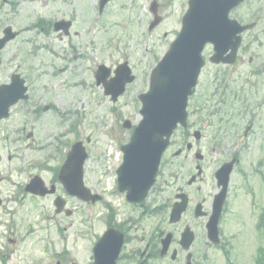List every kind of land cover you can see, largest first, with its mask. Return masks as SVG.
Listing matches in <instances>:
<instances>
[{"label":"rangeland","instance_id":"obj_1","mask_svg":"<svg viewBox=\"0 0 264 264\" xmlns=\"http://www.w3.org/2000/svg\"><path fill=\"white\" fill-rule=\"evenodd\" d=\"M7 1L10 0H0V27L10 24L21 29L39 17L55 20L71 16L74 20L72 31H77V35L68 39L62 33L53 32L51 29L42 31L38 27H30L1 53L4 61L11 55L15 56L14 66L22 60L26 62L29 72L57 71L63 66L66 67L65 71L58 72L55 80L45 79L44 83L51 88L48 93L43 92L42 83L34 85L35 96H42L44 101L52 100L62 114L61 119L44 117L35 124L34 148L27 150V141H15L17 131L21 128L18 124L22 116L14 114L0 123V177L4 178L0 182V197L8 199L0 208V264H54L55 222L59 218L52 216V203L47 199L34 204L28 200L18 202V198L12 195L13 186L25 182L27 173H34L37 169L32 167L24 173V166L28 161L37 160L39 164L43 162L48 167L53 165L58 145L56 138L66 130L69 135L62 140L67 141V148L71 142L79 140L89 152L84 181L87 185L93 181L102 161L97 159L98 155L101 151L112 149L113 135H126L129 132L122 126V120L128 119L134 124L140 119L139 102L136 98L138 88L147 85L145 74L148 66L152 68L159 61L179 31V20L187 9V0H155L162 21L152 31H147V26L152 20L149 5L153 0H112L95 23L93 20L89 22V19L95 17L94 10L97 11L98 0H15L17 8L14 13H11ZM263 2L264 0H254L246 3L231 17L247 23L251 19L250 9L262 6ZM261 28L259 26L254 31L242 34L237 55L239 60L233 65L213 64L209 61L213 54L212 46L208 44L203 50L204 65L195 95L190 98V107L195 102H207L214 105L219 103L223 108L221 115L206 116L202 120L205 121V127L202 126L203 122L197 125V129L202 131L195 152L204 154V173L200 185L206 190L212 185L211 173L224 161L220 156L224 151L222 145H228L231 151L237 150L240 157L238 168L230 176V187L234 189L241 184L246 185L248 181L252 182L251 171H256L264 160V75H255L252 72L255 67L264 64V31ZM255 34L256 41L253 42ZM249 57L254 58L252 65L248 64ZM123 60L129 61L138 78L119 102L112 104L102 94V89L91 83L92 74L100 63L113 68ZM4 70L5 66L0 67V71ZM225 85L227 91L224 101L218 94L212 95L216 87L223 88ZM235 110H238L239 115H233ZM240 111L244 112L242 116ZM70 126L74 127L75 132L68 133ZM247 126L249 129L244 135ZM216 135L220 139V150L212 152ZM65 148L66 146H61V149ZM178 160L176 165H183L182 174L185 177L196 173L194 164L198 161L195 160L193 152L183 154ZM103 164L105 167L108 165L104 162ZM176 165L169 169L175 170L176 174L179 171L180 174L182 171ZM37 167L38 170L41 169L40 166ZM44 177L48 180L49 173H44ZM253 184L257 186L255 182ZM67 205L74 208V217L61 220V224L76 220L75 226L69 229L72 231L87 227L82 222L87 213L96 219V215L103 211L101 206H96L87 212L83 205L76 204L72 198L67 199ZM262 206L264 198L259 206L251 208L247 196L231 195L224 230L232 238L229 239V244L233 246L229 257L232 263L253 264L249 253L255 254L257 247L264 246V240L259 239L253 230ZM235 210L240 211L239 219L234 215ZM42 211L46 213L45 220L40 217L37 219ZM7 218L16 220V227L13 226L11 232L4 225ZM20 220L27 221L33 229L26 239L18 242L17 238L27 230L21 229L18 224ZM97 224H94L95 229L101 227L100 223ZM259 232L262 233L261 230ZM71 238L75 240L74 259L83 262L85 256H82L83 259L79 256L86 251L87 236ZM9 239H14L15 242ZM215 254L216 258L211 264H224L221 256L217 252Z\"/></svg>","mask_w":264,"mask_h":264},{"label":"flooded vegetation","instance_id":"obj_2","mask_svg":"<svg viewBox=\"0 0 264 264\" xmlns=\"http://www.w3.org/2000/svg\"><path fill=\"white\" fill-rule=\"evenodd\" d=\"M248 2L251 0H247ZM7 4L12 9L14 3L13 1H7ZM251 21H250V30L254 31L260 26L264 30V6L261 12L255 11L251 8ZM63 19V18H61ZM58 20V19H55ZM51 18L39 17L36 19L35 24H30L25 27L26 30H29L30 27H38L40 30L44 31L45 29L53 30V22L55 21ZM66 20V19H65ZM70 24L66 32L56 31L62 33L68 39H71L72 35H77V31H72L73 29V20L69 19ZM25 30H19V36L24 33ZM264 35V33H263ZM256 34L253 36L254 40L256 39ZM16 39L8 41L6 45L0 49V67L5 66L6 70L0 71V86L4 84H10L14 76H18L19 79L23 81V84L27 87L28 97L25 100H20L15 103L9 109V115L7 118L16 114L17 116H22L20 123V130L17 131L16 141H27L26 149L31 150L35 147L36 129L34 128L35 124L42 121L44 117L51 119L54 117H60V112L57 110L54 102L52 100L44 101L42 96H35V83H42L44 86L43 92L48 93L50 86L44 83L45 79L55 80L57 78L58 72L65 71L66 67H62L57 71H42L36 72L33 70L29 72L26 67V62L23 60L13 65V59L15 56L11 55L6 58L4 61L1 53L8 47V45L14 42ZM249 64H253V59H248ZM131 69L134 70L132 66ZM62 69V71H61ZM95 72L93 71V85H95ZM32 75H28L31 74ZM259 74H264V66L261 67ZM108 80V79H107ZM95 82V83H94ZM100 89L102 87L95 85ZM143 92V91H142ZM201 111L200 114H195L193 118H197L199 122L206 116H216L222 114V109L215 107L214 104L210 103H199ZM239 110V109H238ZM238 110H235L234 116L238 114ZM71 113V112H70ZM240 115H243V112H239ZM62 115V114H61ZM239 115V114H238ZM7 118L1 119V122H4ZM124 121V120H123ZM124 124H122L123 126ZM124 127V126H123ZM125 128V127H124ZM129 132L126 135H113L112 142L114 145L111 146V150L101 151V154L98 155L97 159H101L104 163H108L105 167V164L101 161L99 165V172L95 173L93 181L87 187L94 194H99L101 199L97 202L88 201L83 203L77 198H72L75 200V203H80L85 208V211H90L96 206H101L102 216L101 218L95 219L88 215L87 221L82 219L84 225H87L83 230H69L72 226H75V222H69L67 226L61 227V220L65 218L72 219L74 217V208L69 210L64 208L63 211L55 213L53 209V217L59 218L55 222V252H54V264H93L96 260L95 247L101 240L104 234H107L103 242V251L98 254V258H103V252L107 254V259H109L110 251L115 249L118 250L115 264H211L216 258V252L223 257L226 261L224 254V249L222 248L223 244L214 245L210 239V234H213L212 231L208 235V223L212 217V207H213V198L219 192V188L216 185L214 172L211 173V186L209 190H206L203 186L200 185L203 173H204V154L203 157L198 163L194 164V169L197 173V166L201 167L202 173L196 174L192 173L189 176L185 177L183 173V165H176L183 154V151L177 155L168 158L167 152H171L174 144L171 143L164 153L162 165L166 163L165 167H160L157 172L155 182L153 186L149 189L146 197L142 201L131 202L126 198V191H121L119 189V184L117 181V169L123 162V152L121 150L131 138V130L127 129ZM75 132L74 127L70 126L68 133ZM193 132V131H192ZM69 134L67 130L63 134H59L56 138L57 148L55 151V162L52 166H45L44 163L39 164L37 160H30L24 166V173L30 170L32 167L37 168L35 172L27 173V178L25 182L16 183L13 186L12 195L18 198V202L28 200L29 203H39L47 199L51 203L57 196H62V186L57 178V173L63 163V156H66L67 150L61 149V145L64 144L62 139H65ZM182 144L186 147L190 143L192 138V133L189 131L185 132L182 135H178ZM217 141L220 144V139L216 135ZM181 144V145H182ZM191 144V143H190ZM181 145H177L175 149H180ZM214 152L216 149L220 150V146H213ZM224 151L222 156L225 160L221 161L218 167L224 162L228 161L231 158H237V150H230L228 145H222ZM196 143L191 147L190 150L186 151L190 153L196 151ZM199 151V150H198ZM200 152V151H199ZM201 153V152H200ZM49 160L51 156L48 157ZM185 161L186 158H184ZM112 162V165H110ZM181 163H183L181 161ZM179 167V170L182 171L179 174V171L169 169L171 166ZM40 166L41 169L38 170ZM112 166V168H108ZM43 167V168H42ZM34 168V169H35ZM189 169V168H188ZM56 171V172H55ZM94 172V171H92ZM44 173H49V179L46 180ZM100 173V175H99ZM176 175V177H175ZM39 176L43 179L44 184L48 189L53 188L54 193H49L44 196H41L37 193L29 191V184L31 180ZM261 174L251 173L252 182L241 184L237 188H230L228 190L225 201L223 202V208L217 219V235L225 243L227 239L226 231L224 230L225 216L228 213V205L230 202L231 195L238 196L239 194L247 196L248 205L251 208L259 206L261 200L264 198V188H259L262 185ZM187 178V179H186ZM242 178V177H241ZM3 178H0V182L3 181ZM85 182V181H84ZM256 183L257 186L253 183ZM0 208L4 205L5 202H8V199L4 200L2 197ZM67 202V200H66ZM184 204V210L178 217H171V211L175 204ZM43 210V208H42ZM17 212V211H15ZM264 206H262L257 214V219L253 226V230L259 239L264 240V228L259 227V224L264 219ZM236 218L239 219L240 211L235 210ZM46 214L45 211L40 213V216L37 219L43 220ZM14 217V216H13ZM156 217L158 219H156ZM176 218V219H175ZM237 219V220H238ZM12 218H7L5 220V226L8 228V231L13 230V226L16 227ZM240 222V221H239ZM101 224V227L95 229L94 224ZM21 229H27L29 223L24 220L18 222ZM97 224V225H98ZM30 227V226H29ZM33 229V228H32ZM31 229V230H32ZM40 230L41 227H38ZM261 230L262 233L259 231ZM84 232L81 234V232ZM27 232V231H26ZM25 232V233H26ZM82 238L87 236L86 251L81 254L79 257L83 259V262H78L74 259L75 250L73 249L75 240L73 238ZM79 236V237H78ZM11 240V239H9ZM15 242L14 239L11 240ZM18 242H21V238H17ZM77 250V249H76ZM78 251V250H77ZM80 252V251H79ZM81 259V260H82ZM253 264H264V252H260L259 249H255V255L252 257ZM8 264V263H1ZM224 264H239V263H228Z\"/></svg>","mask_w":264,"mask_h":264},{"label":"water","instance_id":"obj_3","mask_svg":"<svg viewBox=\"0 0 264 264\" xmlns=\"http://www.w3.org/2000/svg\"><path fill=\"white\" fill-rule=\"evenodd\" d=\"M106 1L108 0H101V3ZM239 1L241 0L188 1L189 8L183 17L180 33L153 71L149 92L140 96L142 120L134 132L132 143L126 148L125 160L141 161L149 170V177H152L156 171L172 130L178 123L185 126L187 97L193 93V87L203 64L200 57L203 45L206 42L214 45L216 54L212 60L215 62H219V56L231 48L230 59L222 60L233 61L239 43V37L236 35L246 27L239 26L235 21H229L227 15L229 9ZM159 20L160 18L156 17L151 27ZM127 81L130 79L127 80L126 75L117 70L116 77L110 85L103 83L105 94H111L112 101H115L124 91V83ZM23 91V87L16 86L0 88V118L7 115L9 105L13 104ZM74 149H77L76 168L80 178L85 155L82 153L80 143H77ZM73 158L70 153L62 174L71 170L70 167L74 165ZM231 166L232 162L222 167L218 173L223 192ZM79 189L84 193H79ZM68 191L81 199L86 200L88 197L87 192L81 187H69Z\"/></svg>","mask_w":264,"mask_h":264}]
</instances>
